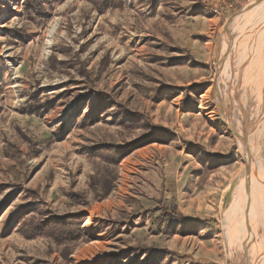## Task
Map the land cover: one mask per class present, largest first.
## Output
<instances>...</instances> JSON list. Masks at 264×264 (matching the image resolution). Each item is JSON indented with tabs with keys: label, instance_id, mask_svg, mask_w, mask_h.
I'll use <instances>...</instances> for the list:
<instances>
[{
	"label": "rangeland",
	"instance_id": "rangeland-1",
	"mask_svg": "<svg viewBox=\"0 0 264 264\" xmlns=\"http://www.w3.org/2000/svg\"><path fill=\"white\" fill-rule=\"evenodd\" d=\"M256 1L0 0V264L241 263L235 132L264 83V27L243 19ZM261 144L264 160V130ZM65 215L78 239L53 238ZM243 245L264 250L261 230Z\"/></svg>",
	"mask_w": 264,
	"mask_h": 264
},
{
	"label": "bare ground",
	"instance_id": "bare-ground-1",
	"mask_svg": "<svg viewBox=\"0 0 264 264\" xmlns=\"http://www.w3.org/2000/svg\"><path fill=\"white\" fill-rule=\"evenodd\" d=\"M251 18H254L257 21L256 22L253 19L254 22H256V24L253 22L255 24V25L253 24L255 26L254 27L255 32L259 29H263L264 27V4L258 8L255 7L254 9H250L243 14V19H245L244 22H246L245 24H247V22ZM243 24H242V27H243ZM250 52H253L252 49ZM254 53L257 54L256 50ZM223 74H224V82L227 87L228 85L231 84L230 73L225 68L223 70ZM254 100H256L255 106H254L256 107V111L253 114L248 115L245 113L246 111L245 110L244 113L242 112V114L240 115L239 120L236 119L242 124L241 128L240 129L238 128V133L235 132L236 136L238 137V139L236 138L237 145H238L240 154L242 156V159L244 161V164L246 165V167H248V169L245 168V175H244V178L242 179V184L238 186V188L241 190V198L239 200L240 204L238 205L236 215L238 214V212H240L241 218H239L240 220L236 219L235 224L234 223L232 224V226L234 227L236 226L235 229L237 232L235 233L236 234L235 239L242 240L241 241L242 243H239L240 240L237 241V244H238L237 254L234 252L236 254L235 256L240 259L241 261L240 264H264V250L259 251L257 246H254L253 250H249V248H247L246 245H243L244 241L252 240L253 237L258 234L259 229L261 230V238L262 240H264V160H263L262 144L259 145L260 138L264 130V125H263V121H264V83L263 84L261 83L258 96H256ZM249 101H251V98L249 99ZM234 109L236 108L234 107ZM232 111H233V108H232ZM234 122L232 124H234ZM253 141H256V145L253 144ZM257 149H258V154L260 157V158L257 157L258 159L256 158L257 152L255 153V150L257 151ZM253 234L254 236H252Z\"/></svg>",
	"mask_w": 264,
	"mask_h": 264
},
{
	"label": "trees",
	"instance_id": "trees-1",
	"mask_svg": "<svg viewBox=\"0 0 264 264\" xmlns=\"http://www.w3.org/2000/svg\"><path fill=\"white\" fill-rule=\"evenodd\" d=\"M25 5L28 8L32 7L34 11H36V8H35L36 4H34L33 0H25ZM97 97H99L100 100H104L105 102L107 101L106 100L107 94L100 92L98 93ZM125 112L129 115V117L131 118L134 117V119L142 121L144 125L148 124V116L146 114L138 113V112H130L127 110ZM131 123H133L132 120H131ZM156 133L157 131L150 132V134H143L139 138L128 142L124 146L112 147L111 151L115 153L117 152V154H112L113 157H116L117 158L116 161H119L120 156L127 153L128 151H131L137 145L147 143V141L150 142V140L157 139V141H160L161 138L159 136H153ZM116 155H119V156H116ZM91 178L93 179L94 177H91ZM102 185L105 188L104 195H107L110 192V188H111L109 186V180L107 177H103ZM70 196L72 198L81 199L83 197V193L72 192L70 193ZM173 213L175 214L176 212L173 211ZM54 219H56L55 221L56 224L54 225L53 228H56V227L59 228L57 232L52 233L54 239L56 240H75V239H78L82 235L83 230L82 228H80L81 219H79L77 216L65 215L62 217H54Z\"/></svg>",
	"mask_w": 264,
	"mask_h": 264
},
{
	"label": "water",
	"instance_id": "water-1",
	"mask_svg": "<svg viewBox=\"0 0 264 264\" xmlns=\"http://www.w3.org/2000/svg\"><path fill=\"white\" fill-rule=\"evenodd\" d=\"M259 1H261V0H258V1H256L255 3H258ZM248 7H250V6H248ZM246 169H248V167H246Z\"/></svg>",
	"mask_w": 264,
	"mask_h": 264
},
{
	"label": "crops",
	"instance_id": "crops-1",
	"mask_svg": "<svg viewBox=\"0 0 264 264\" xmlns=\"http://www.w3.org/2000/svg\"><path fill=\"white\" fill-rule=\"evenodd\" d=\"M226 6H231V4H229V5H226Z\"/></svg>",
	"mask_w": 264,
	"mask_h": 264
}]
</instances>
